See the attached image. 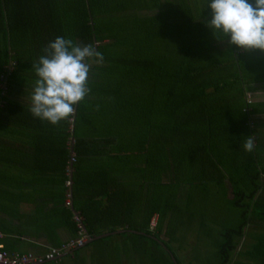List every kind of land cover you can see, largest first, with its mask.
<instances>
[{"label":"trees","instance_id":"1","mask_svg":"<svg viewBox=\"0 0 264 264\" xmlns=\"http://www.w3.org/2000/svg\"><path fill=\"white\" fill-rule=\"evenodd\" d=\"M207 19L211 9L197 0H0V146L6 132L36 140L47 127L23 102L37 78L32 62L50 41L63 36L103 53L90 94L61 121L75 151L60 167L67 174L73 157L61 204L69 190L63 211L75 234L77 218L89 238L123 229L138 264H181L171 242L205 218L216 194L235 220L216 235L218 264H264V130L256 126L264 101L247 99L248 86L264 83V51L217 38ZM247 136L256 139L251 153Z\"/></svg>","mask_w":264,"mask_h":264},{"label":"crops","instance_id":"2","mask_svg":"<svg viewBox=\"0 0 264 264\" xmlns=\"http://www.w3.org/2000/svg\"><path fill=\"white\" fill-rule=\"evenodd\" d=\"M248 95H253L251 101H264V88L249 91ZM23 105L30 111L31 99L25 100ZM256 117L260 121L258 126L264 130V113ZM43 122L47 123V127L44 133L35 132L38 139L33 140L32 136L23 132H6L5 144L0 146V242L9 251L43 254L52 247L80 236L79 227L75 234L66 222L63 211L64 206H69L66 204V197L63 199L64 204H61L62 190L66 189V180L64 187L61 179L64 175L69 178L70 170L73 171L71 159L69 163L67 160L65 166V170L70 169L67 174H61L60 167L66 152L69 156L75 155L74 139L69 137L65 140L66 132H60L62 122L57 125ZM35 141H39L40 145H35ZM89 151L104 153L107 149L105 146H93ZM98 158L99 163H104V155H99ZM124 167L125 164L119 166ZM120 179L127 184L134 181L133 176L131 179L125 176ZM73 214L75 218L76 215L74 212ZM82 230L87 235L84 228ZM123 232L124 230L121 235L105 244L86 245L89 243L88 237L80 248H74L57 260L45 261L44 264H138L140 258L126 246ZM185 245L190 252V243ZM187 255L188 253L185 256Z\"/></svg>","mask_w":264,"mask_h":264},{"label":"clouds","instance_id":"3","mask_svg":"<svg viewBox=\"0 0 264 264\" xmlns=\"http://www.w3.org/2000/svg\"><path fill=\"white\" fill-rule=\"evenodd\" d=\"M211 19L205 20L214 35L228 38L244 51H264V0H206ZM32 69L37 77L31 93L30 112L53 125L70 120L76 106L90 94L93 64L100 65L103 53L91 44L57 36L50 41ZM256 139L247 136L244 150L251 153Z\"/></svg>","mask_w":264,"mask_h":264},{"label":"rangeland","instance_id":"4","mask_svg":"<svg viewBox=\"0 0 264 264\" xmlns=\"http://www.w3.org/2000/svg\"><path fill=\"white\" fill-rule=\"evenodd\" d=\"M198 5L205 6L206 0H197ZM264 88V83L262 84H254L248 86L249 91H254L258 89ZM249 94V93H248ZM249 98H253V95H248ZM260 121L256 123L258 126ZM221 199L218 195H213L210 200V208L206 211L205 218L201 221V216L198 217L197 215L194 217V220L191 224L186 226H182L179 230L180 232L176 235V237L171 242V247L176 252L179 257L181 264H218V259L216 255V235L219 229H223L225 225L229 224L230 222H234V217L230 213L231 210H228V207H225L220 204ZM207 203V206L209 205ZM217 204L219 210V224H217V217H215L216 213L218 212L214 207H211V204ZM206 221L207 228L201 226V222ZM183 234L185 235V239H182ZM188 234V235H187ZM112 239V238H111ZM107 239V241L111 240ZM185 243H190L191 250L190 252L187 251ZM103 244V243H102ZM188 253L187 256H185Z\"/></svg>","mask_w":264,"mask_h":264},{"label":"built area","instance_id":"5","mask_svg":"<svg viewBox=\"0 0 264 264\" xmlns=\"http://www.w3.org/2000/svg\"><path fill=\"white\" fill-rule=\"evenodd\" d=\"M248 101L251 99L247 96ZM73 160V157L71 158ZM66 186H71V180L66 181ZM71 202V193L68 190L66 194V204L70 205ZM156 219L152 218L150 221L151 228L155 227ZM78 220V227L80 229V236L69 239L68 241L62 243L60 246L52 247L48 251L43 254H34L31 252H18V251H9L4 248L2 243L0 242V264H42L45 261L49 260H57L65 253H68L74 248L82 246L85 241L88 239V236L83 232V226L81 224V220ZM2 237V233L0 231V238Z\"/></svg>","mask_w":264,"mask_h":264},{"label":"water","instance_id":"6","mask_svg":"<svg viewBox=\"0 0 264 264\" xmlns=\"http://www.w3.org/2000/svg\"><path fill=\"white\" fill-rule=\"evenodd\" d=\"M123 230H116V231H112V232H105V233H102V234H99L97 236H93V237H90L87 242H91L95 239H98V238H102V237H106L110 234H115V233H121ZM133 232H138V231H135V230H132Z\"/></svg>","mask_w":264,"mask_h":264}]
</instances>
